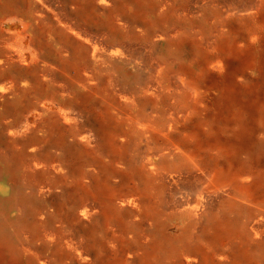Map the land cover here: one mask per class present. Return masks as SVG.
I'll use <instances>...</instances> for the list:
<instances>
[{
  "label": "bare ground",
  "instance_id": "bare-ground-1",
  "mask_svg": "<svg viewBox=\"0 0 264 264\" xmlns=\"http://www.w3.org/2000/svg\"><path fill=\"white\" fill-rule=\"evenodd\" d=\"M0 264H264V0H0Z\"/></svg>",
  "mask_w": 264,
  "mask_h": 264
}]
</instances>
